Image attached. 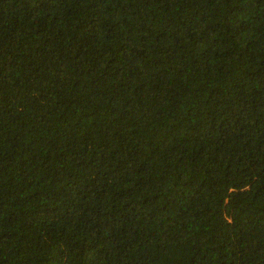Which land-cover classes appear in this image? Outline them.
<instances>
[{"label": "trees", "instance_id": "1", "mask_svg": "<svg viewBox=\"0 0 264 264\" xmlns=\"http://www.w3.org/2000/svg\"><path fill=\"white\" fill-rule=\"evenodd\" d=\"M0 264H264V0H0Z\"/></svg>", "mask_w": 264, "mask_h": 264}]
</instances>
